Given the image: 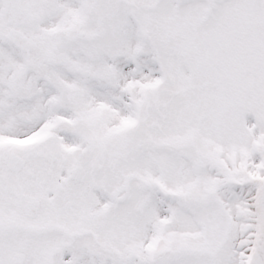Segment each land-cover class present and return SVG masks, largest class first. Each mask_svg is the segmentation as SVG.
I'll use <instances>...</instances> for the list:
<instances>
[{"label":"snow or ice","instance_id":"snow-or-ice-1","mask_svg":"<svg viewBox=\"0 0 264 264\" xmlns=\"http://www.w3.org/2000/svg\"><path fill=\"white\" fill-rule=\"evenodd\" d=\"M0 264H264V0H0Z\"/></svg>","mask_w":264,"mask_h":264}]
</instances>
